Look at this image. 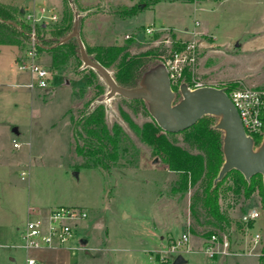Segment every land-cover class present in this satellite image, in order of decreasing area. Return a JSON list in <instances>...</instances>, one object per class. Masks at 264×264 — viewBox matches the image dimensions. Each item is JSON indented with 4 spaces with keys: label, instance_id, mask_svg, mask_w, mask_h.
I'll list each match as a JSON object with an SVG mask.
<instances>
[{
    "label": "rangeland",
    "instance_id": "1",
    "mask_svg": "<svg viewBox=\"0 0 264 264\" xmlns=\"http://www.w3.org/2000/svg\"><path fill=\"white\" fill-rule=\"evenodd\" d=\"M2 1L20 3L28 9L52 5V0ZM141 1L150 5L157 0ZM70 2L78 11L76 0ZM89 4L94 15L104 8L97 2ZM56 10L60 15L62 9ZM123 10L120 6L116 11L121 23L114 26L110 38L89 35L79 27L80 35L89 44L127 41L132 53L157 47L162 60L174 48L192 42L194 60L183 65L189 78L183 80L182 73L179 84L264 87V0H162L154 9L130 19H125ZM59 19L40 17L36 23L43 20L52 24ZM151 23L153 30L147 32L145 28ZM25 51L26 47L19 45H0V221L6 226L16 219L23 223L27 207L35 214L61 204L79 206L86 209L87 216L74 221L73 238L79 242L80 237L87 236L90 250L86 254L79 244V264H173L179 253L166 251L168 244L188 231L190 223H196L191 213L194 187L170 192L177 174L152 152V145L140 134L143 122L151 115L142 104L105 93L102 101L107 124L118 122L127 131L139 149L137 161L126 163L121 159L110 170L83 164L75 149L72 117L102 96L96 93L97 82L108 91L104 78L94 75L83 63L78 66L75 58L54 68L50 54L41 50L38 60L53 70L54 87L30 89L22 85L30 79L28 72L15 63ZM89 77L92 84L87 85ZM174 91L178 100L179 85ZM214 121H218L217 116ZM167 135L187 146L181 132ZM226 185L228 182L221 187L220 204L229 218L240 219L251 207H258L264 217L258 192L234 202ZM188 232L191 250L180 253L185 258L181 264H222L219 258L229 253L210 257L201 250L203 238L198 232ZM234 236L237 239L232 241L230 251H249V238L240 233ZM263 243L239 258L253 264Z\"/></svg>",
    "mask_w": 264,
    "mask_h": 264
},
{
    "label": "trees",
    "instance_id": "2",
    "mask_svg": "<svg viewBox=\"0 0 264 264\" xmlns=\"http://www.w3.org/2000/svg\"><path fill=\"white\" fill-rule=\"evenodd\" d=\"M123 11L127 14L132 13L131 8H124ZM76 15L79 28L81 16L77 14L70 0H63L58 22L48 24L41 21L32 24L26 17L25 8L22 9L13 2L0 1V44L19 45L27 49L33 31L37 50H45L50 54L52 67L58 68L71 58H75L77 65L80 66L82 61L76 37H70L56 44L72 30ZM81 38L89 57L108 68L116 82L126 87L136 85L144 70L162 61L161 51H158L157 47L132 53L127 41L89 44L82 35ZM88 68L94 75L95 73L100 74L97 70ZM183 75H185L183 80L189 78L186 67ZM85 84H92L90 77L86 79ZM96 88V93L102 96L90 108L80 109L77 116L72 117L76 152L82 156L83 164L97 166L104 170H110L121 159L126 163L137 161L139 149L127 131L118 122H113L111 126L107 124L105 105L102 101L106 93L104 84L97 82ZM172 88L177 89L178 84H173ZM123 98L142 104L144 111L150 115L145 100ZM123 116L128 118L125 112ZM215 118V115L205 114L191 126L178 131L182 133V139L187 146H182L177 140L171 139L167 134L177 132L164 131L152 117L143 122V129L140 133L142 139L152 145V152L160 155L167 164V168L177 174L176 178L171 181L170 192L185 191L191 186L194 187L191 213L196 223H190L188 231L198 232L203 238L202 243L212 233L221 235L224 232L229 234L231 241H234L237 239L234 233L245 235L247 229L255 226V219L234 220L222 210L221 187L226 182H228L226 189L231 191L234 202L249 199L255 192H258L264 214L262 173H257L247 179L240 170L233 168L220 180L213 181L224 160L223 132L215 127ZM254 139L257 146L261 143L263 136L254 135ZM261 256H264V243Z\"/></svg>",
    "mask_w": 264,
    "mask_h": 264
},
{
    "label": "water",
    "instance_id": "3",
    "mask_svg": "<svg viewBox=\"0 0 264 264\" xmlns=\"http://www.w3.org/2000/svg\"><path fill=\"white\" fill-rule=\"evenodd\" d=\"M70 37H76L78 41L83 65L97 70L104 78L108 86L106 96L119 94L126 98L145 100L151 117L164 131H181L205 114L218 117L215 127L223 131L224 160L214 182L233 168L240 170L247 179L257 173H262L264 179V137L256 146L254 137L246 133L239 111L224 87L202 85L190 88L186 82H181V97L176 100V93L162 61L144 70L136 85L126 87L116 82L108 68L89 57L78 29L77 16L72 30L56 44ZM80 242L85 244L87 238H80ZM184 261L185 258L179 253L173 259V264H181Z\"/></svg>",
    "mask_w": 264,
    "mask_h": 264
},
{
    "label": "built area",
    "instance_id": "4",
    "mask_svg": "<svg viewBox=\"0 0 264 264\" xmlns=\"http://www.w3.org/2000/svg\"><path fill=\"white\" fill-rule=\"evenodd\" d=\"M46 9H40V15L27 14V19L35 24L37 20L42 18ZM55 18V15H51ZM153 27H146L147 32H152ZM31 41L25 54L16 60V64L20 70L28 72L30 79L22 85L33 88H46L49 86L53 70L50 67L41 64L38 60V50L34 32H31ZM167 40V39H166ZM171 53L164 55L162 62L165 64L171 85L178 84L183 73V65L194 60L192 51L194 43H187L185 47L178 46ZM189 86V84H187ZM204 85V84H203ZM202 86L195 84L194 87ZM190 88H194L189 86ZM228 96L236 105L240 117L243 121L246 133L254 137V135H262L264 137V87L259 86H233L227 89L224 87ZM18 143H14L17 145ZM261 211L258 207H251L243 213L242 219L248 221L250 219H258L261 217ZM87 211L79 206L59 205L51 209L47 216L28 217L25 221L24 228L21 232V240L17 244H12L22 247L26 253H30L33 249L42 246H62L74 236V221L85 218ZM247 229L245 235L250 240V248L246 253H250L255 247H258L264 241V230H258L251 233ZM231 239L228 233L224 232L221 235L212 233L203 243L201 250H204L210 257L215 255L230 253ZM190 251L189 232L184 231L181 235L172 240L166 251L181 253L182 251ZM261 254V250H260ZM164 256H167L164 254ZM26 264H38L35 257L28 255Z\"/></svg>",
    "mask_w": 264,
    "mask_h": 264
},
{
    "label": "crops",
    "instance_id": "5",
    "mask_svg": "<svg viewBox=\"0 0 264 264\" xmlns=\"http://www.w3.org/2000/svg\"><path fill=\"white\" fill-rule=\"evenodd\" d=\"M0 1L4 2L2 0ZM161 1L162 0H157V1H154L150 5H147L144 1H141V0H76V3H78L79 5L77 12H78V15L81 16V21H80L81 31L83 30L82 32H85L89 35L96 34L97 37L98 36L103 37V35H106L107 38H110L111 35L115 33V28H117L116 25L121 23L117 15V12H116L119 10L120 6H123L124 8L132 9L131 14L125 15V19H130L136 16L137 14L143 13L146 10L154 9V6ZM92 2H97L100 5L104 6V8L101 11H99V13L94 15L93 13L90 12L91 5L89 3H92ZM5 3H8V2H5ZM50 3L52 4L51 6H47L46 4H39V5H34L32 9H28L26 7H22V9L25 8L27 14L32 13L35 16H39L40 9L44 7L46 11H48V13H46L45 11V14L42 16V18L43 17L49 18V19H53L56 21L57 17L61 16V14L59 15L57 13L56 9H62L63 0H58L57 2H54L52 0ZM15 4L18 5L20 3H15ZM134 9L136 10L134 11ZM51 15H55V18H51ZM111 17L112 18L115 17V18L111 19ZM159 24H163V23L160 22ZM153 25L154 24L151 23L150 27H154ZM146 27H149V25H147ZM100 43L111 44L113 42L110 40V41H107L106 43L105 42H100ZM49 86L54 87L52 80L50 81ZM61 205L73 206V205H68V204H61ZM53 208L54 207L38 210V212H35V214H33L31 211L32 208L30 209V207H27L26 219L29 216L30 217H36V216L45 217L48 215V213ZM15 215L18 216V213L15 212ZM16 220L10 223L9 226H6L3 223V221H0V264H26V257L28 255L35 257L36 260L38 261V264H79V261H80V253H79L80 248L79 247L80 246L84 248V252L86 254H90L89 248L86 247V245L89 243V238L87 236H83L87 238V242L85 244H81L80 242V238L82 237L79 238V242L76 241L72 237L71 240H69L70 242L68 241L62 246H59V245L50 246V247L42 246L40 248L33 249L32 251H30V253H26V251L22 247L12 245L14 243L17 244L20 242L21 232L24 228V224L26 221L25 220L23 223H18V220L17 221ZM96 223L97 221L93 220V224H96ZM255 225L257 226V228L255 229L251 228L252 229V231L250 229L251 233L264 229V217L261 216L258 219H256ZM105 240H106L105 242L107 243L108 238H106ZM18 249H23L24 253H21L20 250ZM244 254H247V253L230 252L228 255H225L223 258H219V261H222V264H250V261L249 262L243 261L242 259L239 258V256L244 255ZM258 256H259L258 259H256V261L254 262L252 261L251 263L264 264V256H261L260 253Z\"/></svg>",
    "mask_w": 264,
    "mask_h": 264
}]
</instances>
